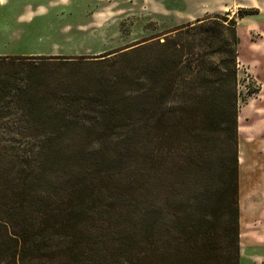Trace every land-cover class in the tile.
Segmentation results:
<instances>
[{"label":"trees","instance_id":"1","mask_svg":"<svg viewBox=\"0 0 264 264\" xmlns=\"http://www.w3.org/2000/svg\"><path fill=\"white\" fill-rule=\"evenodd\" d=\"M173 32L99 57H0V264H240L235 23Z\"/></svg>","mask_w":264,"mask_h":264},{"label":"rangeland","instance_id":"2","mask_svg":"<svg viewBox=\"0 0 264 264\" xmlns=\"http://www.w3.org/2000/svg\"><path fill=\"white\" fill-rule=\"evenodd\" d=\"M214 16L235 23L239 167L251 177L264 163V0H0V57L81 58L121 53L150 42L162 43L174 30ZM150 50L156 52L139 53L144 63L152 62L150 57L162 49ZM219 59L213 56L211 63L217 67ZM13 64L28 69L41 65ZM124 70L135 75L141 68L125 65ZM21 83L16 81V85ZM256 142L263 144L261 148ZM137 152L140 162L135 165L141 173L142 151ZM202 169V181L213 176L212 168ZM257 253L263 254L264 248ZM241 264L250 263L244 259Z\"/></svg>","mask_w":264,"mask_h":264},{"label":"crops","instance_id":"3","mask_svg":"<svg viewBox=\"0 0 264 264\" xmlns=\"http://www.w3.org/2000/svg\"><path fill=\"white\" fill-rule=\"evenodd\" d=\"M262 145L256 142L259 148ZM246 175L247 171L239 167L240 264L244 259L250 264H264V253H257V249L264 248V163L259 165L257 175Z\"/></svg>","mask_w":264,"mask_h":264}]
</instances>
